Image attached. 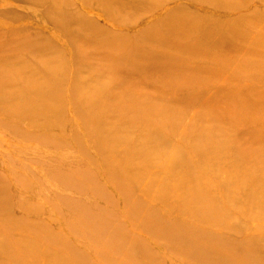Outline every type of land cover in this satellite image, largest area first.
I'll list each match as a JSON object with an SVG mask.
<instances>
[{"label":"rangeland","instance_id":"rangeland-1","mask_svg":"<svg viewBox=\"0 0 264 264\" xmlns=\"http://www.w3.org/2000/svg\"><path fill=\"white\" fill-rule=\"evenodd\" d=\"M67 1L75 8L69 32L35 13L18 15L21 23L16 24L0 16L5 30L0 37L1 86L16 80L3 88L20 93L0 98V192L17 194L10 211L7 201L0 204V264H17L15 250L21 245L33 247L25 259L34 264H138L137 258L139 264L185 262L186 252L191 258L196 253L184 245L197 233L198 198L193 200L192 191L231 209L226 200L246 172L242 163L250 161L244 157L264 161V0H233L250 9L241 15L253 21V37L234 27L219 42L218 56L210 48L206 52L211 37L200 38L193 18L197 14L186 11L193 25L189 22L183 30V16L163 27L166 15L180 14L176 6L220 17L218 5L120 0L115 5L127 19H111L96 0ZM52 2L43 0V8ZM219 10L236 12L230 5ZM81 21L110 30L99 36L108 42L112 32H120L122 54L111 52L106 42L101 44L107 50H73L70 38L81 31ZM210 28L215 32L221 26ZM242 34L250 38L249 46ZM16 35L30 39L19 44L12 38ZM29 43L36 52L26 50ZM192 43L197 55L186 46ZM41 49L46 51L39 53ZM153 49L159 54L148 55ZM134 66L137 71L130 73ZM251 68L255 76L249 74ZM15 73L17 79H9ZM138 73L144 75H131ZM198 93L200 102L185 101L186 95L198 98ZM226 97L234 100L227 105ZM141 99L145 109L136 108ZM3 104L12 112L23 107L28 114L4 117ZM156 142L163 145L157 148ZM190 142L200 143L203 151ZM8 178L11 182L5 184ZM253 184L263 187L264 178L256 176ZM147 224L161 236H150ZM139 238L146 246L135 243L129 249Z\"/></svg>","mask_w":264,"mask_h":264},{"label":"bare ground","instance_id":"bare-ground-1","mask_svg":"<svg viewBox=\"0 0 264 264\" xmlns=\"http://www.w3.org/2000/svg\"><path fill=\"white\" fill-rule=\"evenodd\" d=\"M96 1H97L98 6L100 8H103L105 11H108V13L111 14V16H112V17H110L111 19H113L119 15L124 16L123 14L119 13L120 8L115 5V3L119 2L120 0H96ZM196 1L197 0H194L195 3H196ZM200 4H202L206 7H209V6L214 5V4L218 5V7H216V9H217L218 14L220 15L221 18L217 17L215 14L210 13L208 11L192 12L191 10H185L184 8H182L180 6H176L177 10L180 9V14L178 12H175L176 11V9H175V11H174L175 14L166 15L164 20H165V22L166 21L167 22L163 27L165 29H168L169 25L171 23H173L177 17L183 16V18H187L184 20L183 25L180 27V29L183 30V27L186 24H188L189 22H191L189 19L192 16L188 15L187 12H189L191 15L197 14L198 17L193 16V18L196 19L195 21L197 23V27L201 29L202 33L200 35V38L204 37L207 33H210L211 40L209 41V47H206L205 50L208 53L207 48H210V51L214 53V56H218L219 52L221 51L222 47H219V42L225 40L227 38V33L231 32V30L234 29V27L245 28L246 30H248L250 32V34H251L250 38L253 37V32H254L253 21L250 20L246 15H241V13H243V12L247 13L250 11V9L244 8L246 5H243V4H241L237 1H233V0H201ZM44 5H46V4H43V0H41L40 3H38L37 1L34 2V0H0V16L4 17L6 19H10V21H12L13 23L16 24V23H21L20 16L17 18L18 15H21V14L25 15V13H35V15H37V16H38V14L41 15L40 18H45L46 20H49L50 23H52L57 29L63 28V29H65L64 30L65 32H69L68 29L72 25L73 21L75 20V18L73 19V16L75 13V11H74L75 8L73 6V3H71L67 0H58V1L53 0V2L50 4V6L43 8ZM224 5L225 6L230 5V9L233 8V10H236V12L230 11V13L228 15H226L223 12V10H219L220 7L223 9ZM240 9H242L241 12L238 11ZM224 10H228V9H224ZM80 11L85 12V10H83V9ZM81 17H82V15H81ZM124 17L127 19L126 15ZM191 24L193 25L192 22H191ZM215 24L220 25L221 28H220V30L213 32V31H211L212 29L210 27H213V25H215ZM23 28H26V27H23ZM79 30H81V31L77 33L78 36L75 35V36H72L70 38L73 50L76 49V51H77L80 48H84V47H85V49L93 47L95 49H106L107 50V48L104 47L105 44H101V42H106V43H108V45H110V47L112 49V50H110L111 52H115L116 54H122L125 43L119 37L120 32H112V39L109 40V42H108L107 40H105V38H100L99 36H100V34H103V33H104L103 35H106L107 33L110 32V30L104 31V29L99 28L98 25L86 24L85 21L84 22L81 21V26H80ZM4 31L5 30L3 28H0V37ZM84 31H85V33L87 31H92L91 33H93V34H91V35H93V36L87 37V34L89 35V33L87 32L84 35L83 34ZM241 37L243 39H245V34H242ZM12 38H13V40L18 41L19 44H21V42H20L21 39H23L24 41H29V39H30V37L27 38L23 35H16ZM189 38L190 37L186 38V40H189ZM250 38L244 40L245 47L250 45V42H249ZM31 43H34V41H32ZM35 44H36V42H35ZM30 45H31L30 43L27 45L26 50L31 51V52H36V50H34L30 47ZM129 45L133 46L134 43L130 42ZM186 46L190 49L191 54H193V55L198 54V48L195 46L194 43H192V45L186 44ZM19 48H21V46H19ZM214 48H217V50L215 51ZM45 51L43 49H41V50H39V53L45 52ZM244 51L247 52L248 49L247 50L244 49ZM151 54L152 55L153 54L158 55L159 51L156 49H153L148 55H151ZM223 55L225 56V53ZM223 55H222V58H223ZM5 60H7V58H4V61ZM40 64H43V63H40ZM109 67H110L111 72L116 73L115 70H117V68H115L114 64H110ZM145 68L146 67L144 66L141 68V70H143ZM238 69H241V67H238ZM136 71H137V68L134 66V70H130V73H135ZM262 71H263V69H262ZM0 72H3V71L0 70ZM248 72L250 75H253V76L256 75V73L252 71V68ZM17 73H19V72H17ZM17 73H15L16 75L15 74L12 75L13 77H11V78L9 77V79L16 78ZM21 73H19V74H21ZM235 73L236 72H234V74ZM244 73H246V72H244ZM1 75H3V73H1ZM131 75L135 78H140L144 75V73L131 74ZM15 82H16V80L7 81L6 84L1 86L2 84H1V79H0V86H1V88H0L1 97L0 98L1 99L6 100L10 96L14 97L15 94H20V93H16V91L4 90V88H3L5 86L9 87L10 84H12V83L15 84ZM158 86H157V88H159ZM32 87H33V85L31 82L29 84V89H32ZM8 92H11L12 94H10ZM20 92H22V91H20ZM24 94H25V92H24ZM196 95L198 96V98L194 97V95H192V96L186 95L185 101L189 102L190 104H193L196 100L200 102V99H199L200 94L198 93ZM22 99L23 98H21V101H22ZM233 100H234V98H230V97H226V99H224V101L227 103V105H229V103ZM1 107L4 108V110L2 111V113L4 114V117H9L10 115H12L14 117H18L19 112L21 114V117L23 116V114H28V112H27L28 110H26L23 107H18L16 109H14L13 112L11 111L10 107H4V104L1 105ZM136 108H140V109L144 108L145 109L146 108V100L143 101L141 99L140 103L136 104ZM150 109H152V107H150ZM37 113H40V108L37 110ZM36 115H39V114H36ZM204 115H208V113L201 114V116H204ZM211 135H209V136H211ZM162 145L163 144H161L160 142H156L155 147L158 148V147H161ZM190 146L195 148L197 150V152L203 151L200 143H198L197 145H193L192 142H190ZM147 152H149L153 156L159 155L158 153H154L153 149H150ZM13 157L15 158V156H13ZM9 159H11V158H9ZM248 160L250 162L242 163V165L246 166V172L244 174H242V179L238 183V184H240V186L237 187L238 189L234 188V190L231 191L229 196H227L226 201L232 205L231 209H228V207H225V205H227L226 202H218V203L216 202L214 204V201L208 199L203 192L200 193L196 189L192 191L193 200L198 198L197 210H196V214H195V217L197 220V223H196L197 224V230H196L197 233H195L194 236L192 235L193 238L188 240L187 242H185L184 245L186 247H188L189 249H191V248L194 249V251H196V253L194 254V256L192 255L193 257L191 258L190 254L187 253L186 252L187 250H186L185 251L186 252L185 258L187 260L185 262H178L175 260L176 262L173 261L174 263H172V261H168V263H172V264H264V186L262 187V186H257L256 184H253V178H255L256 176H261L264 178V161L263 160L260 161L257 159L253 160V158L246 155L244 157V161H248ZM236 164H237V161L235 162V165ZM248 170L249 171L252 170V171L249 172ZM72 172H73V170H72ZM72 172H71L70 176H72ZM170 174H171V172H170ZM165 175H166V173H165ZM62 180H65V181L70 180L71 181V178L70 177H62ZM10 182H11V178H8L5 180V184L10 183ZM16 197H17V194H7L5 192H0V204L7 201L9 203V207L7 208V211H10L13 208V205L15 204L14 200ZM128 208H129V206H128ZM131 208H130V210H131ZM155 209H157V208H155ZM157 210H155V212ZM162 211H163V209H162ZM144 212L145 211H143V213ZM147 212H148V210H147ZM133 215H135V214H133ZM141 215H142V213L139 216H141ZM145 215H147V214L145 213ZM158 215L160 216L161 212ZM142 220H143V218H142ZM146 220H147V218H146ZM148 220H149V218H148ZM150 221H151L150 223L153 222L152 220H150ZM154 222H156V221L154 220ZM174 223L176 224V222H174ZM145 224L143 223V226H146ZM152 224H154V223H152ZM177 224H178V221H177ZM151 225L147 224V227L145 228V230H147V233L148 232H150V234L152 233L150 236H152V235L161 236L160 234H155L154 231H156V228H153L152 227L153 225L152 226ZM135 226H137V225H135ZM158 226H161V225L159 224ZM159 229H160V227H159ZM189 229H188V231H189ZM166 231L169 232V229ZM172 232H170V233H172ZM179 232H181V231H178L177 233H179ZM192 232L194 233V231H192ZM157 233H161V231L157 230ZM181 233H183V232H181ZM190 233H191V231H190ZM172 234H174V233H172ZM176 236H178V238H180V241H181V236L179 237V234ZM164 237L166 238L167 236L164 235L163 238ZM129 238L132 239L131 237H129ZM163 238H160V239H163ZM156 239H158V238H156ZM167 242H168V240H167ZM135 243L137 245L142 244L141 246L146 244V242L144 240L139 238L138 240L134 241L133 245H131V244L129 245V249L130 248L133 249L136 246V245L134 246ZM166 244H167V247L171 248L170 243H166ZM7 246L9 248H12V244H7ZM163 246H165V242H164ZM32 249H33V247H31V246L25 247L24 245H21L20 248L15 250V253L17 254V256H15L14 261L17 264H34L32 260L25 259V255H30L32 253ZM182 249H183V247H182ZM180 251L181 250H179L177 252V254ZM168 253H169V250H168ZM190 253H192V251ZM150 255L152 256V254H150ZM143 256H145V254H143ZM143 256H141V257H143ZM181 256H182V254H181ZM155 257L157 258V256H155ZM152 258H154V256H152L151 259ZM147 259H150V258H147ZM156 260H154V261H156ZM160 260H162V258H160ZM172 260H174V259H172ZM139 261H140V259L137 258L138 264H139ZM133 262H134V260H133ZM156 262H158V261H156ZM149 263H151V262H149ZM162 263H165V261L164 262L162 261ZM145 264H147V262Z\"/></svg>","mask_w":264,"mask_h":264}]
</instances>
